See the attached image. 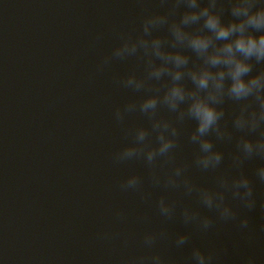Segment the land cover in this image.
<instances>
[{
  "label": "water",
  "instance_id": "water-1",
  "mask_svg": "<svg viewBox=\"0 0 264 264\" xmlns=\"http://www.w3.org/2000/svg\"><path fill=\"white\" fill-rule=\"evenodd\" d=\"M142 8L159 10L157 0H0V264H122L148 251L145 232L162 229L168 239L154 251L174 264H187L192 246L214 253L215 264H240L247 256L264 264V185L256 182L255 209H239L250 230L219 222L203 234L178 218L165 221L156 208L161 195L197 207L194 198L153 187L142 161L113 162L131 141L114 109L137 96L115 77L142 67L134 60L115 61L103 72L96 66L120 34L139 31ZM139 124L147 125L139 114L126 122ZM193 126L182 130L177 164L192 160L186 136ZM218 146L225 152L221 171H228L231 146ZM257 163L246 164L250 176ZM157 171L163 177L170 167ZM133 173L143 177L150 199L120 190ZM188 174L213 186L217 173L190 168ZM183 232H191V241L177 248L175 234Z\"/></svg>",
  "mask_w": 264,
  "mask_h": 264
},
{
  "label": "clouds",
  "instance_id": "clouds-1",
  "mask_svg": "<svg viewBox=\"0 0 264 264\" xmlns=\"http://www.w3.org/2000/svg\"><path fill=\"white\" fill-rule=\"evenodd\" d=\"M157 3L159 10L142 8L139 31L120 34L96 66L97 72H103L115 61L134 60L142 67L140 72L115 77L117 86L137 96L114 109L113 119L131 141L113 153V162L142 161L153 187L196 200L197 207L178 206L161 195L156 208L165 221L178 218L203 234L219 222H233L241 232L248 231L249 218L239 209H255L256 182L264 185V0ZM136 114L147 125L127 127L128 118ZM189 123L194 126L186 138L195 151L190 163L177 164L175 153ZM218 145L231 146L228 171H221L225 152ZM249 162H258L251 176L245 170ZM165 166L170 171L162 177L157 169ZM190 168L217 173L214 185L195 183ZM119 188L137 193L142 200L151 196L139 174L128 175ZM260 206L264 209V201ZM115 216L120 222L126 220L123 212ZM167 239L163 229L145 232L142 244L148 251L122 264H174L154 251L159 241ZM190 241L191 232L175 234L177 248ZM187 264H215V255L192 246ZM240 264L258 262L255 256H247Z\"/></svg>",
  "mask_w": 264,
  "mask_h": 264
}]
</instances>
